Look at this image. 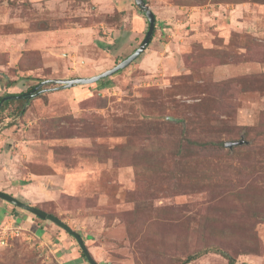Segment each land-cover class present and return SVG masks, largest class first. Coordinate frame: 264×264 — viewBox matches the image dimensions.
<instances>
[{
	"label": "rangeland",
	"instance_id": "1",
	"mask_svg": "<svg viewBox=\"0 0 264 264\" xmlns=\"http://www.w3.org/2000/svg\"><path fill=\"white\" fill-rule=\"evenodd\" d=\"M145 1L155 28L131 64L0 110V190L71 226L97 264L209 246L264 264V0ZM147 27L134 0H0V97L108 70ZM12 207L0 199V224L32 238L0 244V264H88L73 236ZM226 263L210 248L187 264Z\"/></svg>",
	"mask_w": 264,
	"mask_h": 264
},
{
	"label": "water",
	"instance_id": "2",
	"mask_svg": "<svg viewBox=\"0 0 264 264\" xmlns=\"http://www.w3.org/2000/svg\"><path fill=\"white\" fill-rule=\"evenodd\" d=\"M134 2L136 4V6L138 7V9L140 10V12L144 15V17L147 21L148 27H147L144 38L142 39L141 43L131 54L126 56L123 60H121L116 65H114L112 68L105 70L99 74L90 76V77H75V78H68V79H48V80L41 81L31 92H29V94L27 95V100H29L33 96V93L35 91H37L39 89V87H41L45 83H58L61 85V87H72V86L77 85V84L94 83V82L99 81L102 78H105V77L112 75L113 73H115V72L125 68L129 64H131V62H133L145 50L149 41L151 40V37L153 35V31L155 28L154 13L147 6L146 2L144 0H134ZM20 97H21L20 95L14 96V98H17V99H19ZM11 98H13V97L12 96H6L3 98V100H7V99H11ZM241 144H243V140L224 142V145L228 148H231L234 145H241ZM0 199L11 203L12 205H14L17 208H20L22 210L27 211V212L31 213L32 215H34V216H36L42 220L50 221L51 223H53L56 226L63 229L66 233L73 236V238L76 240V242H77L80 250L84 254L88 264H97L96 261L89 254V252L85 246V243H84L83 239L81 238L80 234L77 231H75L73 228H71V226H69L68 224L61 221L58 217H56V216H54V215H52L46 211H43V210H41L35 206L24 203L21 200L15 198L14 196H12L8 193H5L1 190H0Z\"/></svg>",
	"mask_w": 264,
	"mask_h": 264
},
{
	"label": "trees",
	"instance_id": "3",
	"mask_svg": "<svg viewBox=\"0 0 264 264\" xmlns=\"http://www.w3.org/2000/svg\"><path fill=\"white\" fill-rule=\"evenodd\" d=\"M145 1V0H144ZM146 2V1H145ZM147 22V21H146ZM151 39H152V37H151ZM151 42V40L149 41V43ZM148 43V44H149ZM102 79H104V78H102ZM102 79H100V80H102ZM36 87V85H34V86H32V87H30V89L28 90V93H19V94H10V96H12L13 98H14V96H16V95H20L21 97H20V99H21V101L23 102V103H26L28 100H27V95L29 94V92H31L34 88ZM3 96L2 97H0V103H2L1 104V106H0V110H2L5 106H8L9 105V103L10 102H12V100H3ZM19 99V100H20ZM18 100V101H19ZM19 111L20 112H22V106L20 107V109H19ZM187 144L190 146V147H194V148H196V149H201V150H207V149H211V148H214L215 146V143H213V142H201V141H197V140H191V139H188L187 141ZM179 147H177V150H176V152L177 153H179ZM210 248H212V249H214V251H217V253H219L221 256H223L225 259H226V261H227V263L226 264H235V259H234V257L231 255V254H229L228 252H226V251H224V250H221V249H218V247L217 248H213V247H211V246H209V248L208 247H204V248H202V249H200V250H198V251H195V252H193V253H190V254H188L179 264H187V263H189V262H191V261H193V260H195V259H197V258H199L202 254H204V253H206V252H208V249H210ZM80 254H81V257H85L84 256V254L82 253V252H80Z\"/></svg>",
	"mask_w": 264,
	"mask_h": 264
},
{
	"label": "built area",
	"instance_id": "4",
	"mask_svg": "<svg viewBox=\"0 0 264 264\" xmlns=\"http://www.w3.org/2000/svg\"><path fill=\"white\" fill-rule=\"evenodd\" d=\"M25 227L15 224L12 220H8L3 224H0V244L8 245L11 240L18 237L30 240L31 235L27 234Z\"/></svg>",
	"mask_w": 264,
	"mask_h": 264
},
{
	"label": "crops",
	"instance_id": "5",
	"mask_svg": "<svg viewBox=\"0 0 264 264\" xmlns=\"http://www.w3.org/2000/svg\"><path fill=\"white\" fill-rule=\"evenodd\" d=\"M0 185H2V183H0ZM5 187V186H4ZM12 208H14V209H18V208H16V207H12ZM32 215V214H31ZM34 216V215H33Z\"/></svg>",
	"mask_w": 264,
	"mask_h": 264
}]
</instances>
